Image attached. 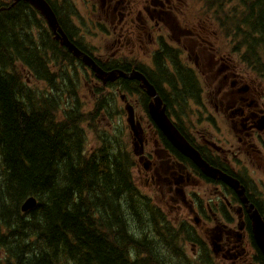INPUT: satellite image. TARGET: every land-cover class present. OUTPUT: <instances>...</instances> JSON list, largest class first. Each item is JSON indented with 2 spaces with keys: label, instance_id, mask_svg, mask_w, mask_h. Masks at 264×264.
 Returning <instances> with one entry per match:
<instances>
[{
  "label": "flooded vegetation",
  "instance_id": "af4514ba",
  "mask_svg": "<svg viewBox=\"0 0 264 264\" xmlns=\"http://www.w3.org/2000/svg\"><path fill=\"white\" fill-rule=\"evenodd\" d=\"M41 1L55 18L56 29L31 0H0V22L19 18L42 55L72 62L87 79L97 78V73L65 39L105 74L145 76L168 118L208 166H198L169 142L148 112L153 98L141 81L118 75L103 82L117 89L123 104L133 106L143 129L142 153L134 157L135 185L155 190L153 198L172 211L165 212L183 237H190L192 261L264 264L254 225V214L264 223V59L254 71L240 51L250 31L244 21L241 33L236 32L235 23L246 10L242 0H225L226 16L221 0L211 9L203 0ZM204 12L213 23L202 20ZM234 52L241 57L242 69L234 63ZM175 61L187 64L197 76L173 71ZM186 77L200 80L198 93L196 80L189 89ZM207 77L213 78L210 85ZM131 82L136 88L124 87ZM135 95L137 103L130 99ZM184 103L191 109H183ZM198 103L206 105L203 113L193 111ZM139 107L145 110L142 117ZM187 254L188 248L184 260H189Z\"/></svg>",
  "mask_w": 264,
  "mask_h": 264
},
{
  "label": "trees",
  "instance_id": "16d2710c",
  "mask_svg": "<svg viewBox=\"0 0 264 264\" xmlns=\"http://www.w3.org/2000/svg\"><path fill=\"white\" fill-rule=\"evenodd\" d=\"M203 2L211 9L216 0ZM242 2L236 32L244 21L250 31L240 51L258 71L264 0ZM203 19L214 21L205 12ZM21 26L19 18L0 22V264H186L178 245L190 237L135 185L134 157L122 142L99 131L97 120L111 103L84 111L80 83L69 87L65 77L72 62L48 60ZM175 62V71L192 78ZM185 79L187 88L195 86L196 79ZM37 80L49 89L32 88ZM124 87L136 88L133 82ZM85 124L99 142L90 153ZM30 197L37 206L24 212Z\"/></svg>",
  "mask_w": 264,
  "mask_h": 264
},
{
  "label": "rangeland",
  "instance_id": "374dc122",
  "mask_svg": "<svg viewBox=\"0 0 264 264\" xmlns=\"http://www.w3.org/2000/svg\"><path fill=\"white\" fill-rule=\"evenodd\" d=\"M227 13H228V9H227ZM228 42V39H227ZM226 48L225 50H229V44L226 43ZM236 53L234 52V55ZM234 63L235 65H237L238 69H242L243 67V63L241 61V57L240 55L235 56L234 59ZM184 67H187L188 65H184L182 64ZM171 68L173 71H175L176 69L180 68L179 65L177 64V62H173V64L171 65ZM53 72H56V68H53ZM53 72H51L52 74H54ZM163 72L165 74H168L167 71L163 70ZM173 74H175L174 72H172ZM197 76V74H194ZM66 79H67V85L70 87L71 83L74 82H78L81 85V91L79 92V98H80V102H82L83 104H81V107L84 111L89 112L91 110H93V108L100 102L103 101L104 103L110 102L111 104L109 106H107L106 111H104L100 117L97 120V123L99 125V131L100 133H102L104 136H106L107 138L110 139H117L120 142H122V144L125 146V148L132 154L133 156V147H132V140H131V135H130V130L128 129V125L126 122V114L124 112H122L120 109H124V105L120 98H119V94L117 93V89L115 92V89L113 88H104L102 87V85H97V84H93L90 85L89 84V80L86 78L84 73L81 72H76L75 69L71 66L66 74ZM248 77V75H247ZM203 79V90H204V94L202 97V102H205V96H206V84L204 82V78ZM31 80V78L29 79ZM206 83L208 85H210L213 82V78L211 77H207L205 78ZM248 80L250 81V78H248ZM57 83H59L58 79H56ZM198 83V89H201V82L198 79L197 80ZM30 86L32 88H38L39 91H46L49 89V87L47 86L46 82H40L37 80V82H31L30 81ZM131 101L133 103H137V100H139L140 98L135 95L134 97L130 98ZM114 105V106H113ZM110 106H113L112 109H110ZM183 109L188 110L191 109V107L188 106L187 103H184V105L182 106ZM206 108V105H204L203 103H198L196 106H192L193 111H195V113H200L199 111H201V113H203V110ZM120 110V111H119ZM119 111V114H118ZM137 113L139 115V117L144 116L145 110H143L142 107L137 108ZM118 114V115H117ZM196 119V118H195ZM197 121V120H195ZM85 132L87 135V145H86V152L90 153V150H93L95 147L99 146V142L97 141V133L89 128L88 124H85ZM135 162V160H133ZM133 173H136V169L134 168ZM136 179V178H135ZM140 191L149 199L152 200L154 204H157L158 206H160V208L165 212L167 211L169 215H171L172 211H170L167 206L165 209L163 206V203L160 199H154L156 198L155 196V190H150V189H143L141 187V185H138ZM154 197V198H153ZM166 213V212H165ZM167 215V213H166ZM179 244L178 246H184L183 241L185 239L180 238L179 239ZM188 247V257L189 260L186 259V264H202V261H197V262H193V258H192V252L189 249L190 244H189V240L186 242L185 244Z\"/></svg>",
  "mask_w": 264,
  "mask_h": 264
},
{
  "label": "water",
  "instance_id": "95a60500",
  "mask_svg": "<svg viewBox=\"0 0 264 264\" xmlns=\"http://www.w3.org/2000/svg\"><path fill=\"white\" fill-rule=\"evenodd\" d=\"M32 4L39 9L44 16L48 19L50 25L56 29L57 22L53 17L50 9L48 6L41 0H31ZM64 44L69 47V49L74 52L78 57L83 56L73 45H71L66 39ZM84 57V62L87 65H92L93 70L97 73V76L106 82V80L114 81L116 77L119 75L124 78L136 79L142 82V87L147 90V93L150 97L153 98V102L149 105V114L151 118L155 121L157 126L160 130L165 134L168 138L169 142L178 149L181 153L185 156L192 159L198 166L202 167L205 170H208V166L204 163L201 159L200 155L188 144L185 138L178 132L175 128L173 123L168 118L165 108L163 107L162 101L157 94L154 86H152L149 81L146 79L145 76L136 72L132 74H125L123 72H115L111 74H105L96 65L86 56ZM126 112H127V123L131 129V132L134 136L133 142V150L136 155H140L142 153L143 148V141H142V133L143 129L141 126L140 121L137 120L135 110L132 105H126ZM37 206V199L34 197H30L24 204H23V211L28 212L34 209ZM254 225H255V239L257 241L258 246L260 247L262 253L264 254V223L262 222L261 218L258 214H254Z\"/></svg>",
  "mask_w": 264,
  "mask_h": 264
},
{
  "label": "bare ground",
  "instance_id": "6f19581e",
  "mask_svg": "<svg viewBox=\"0 0 264 264\" xmlns=\"http://www.w3.org/2000/svg\"><path fill=\"white\" fill-rule=\"evenodd\" d=\"M93 61V60H92ZM127 168V167H126ZM135 241V240H134ZM135 244H136V241H135ZM134 246V245H133ZM136 246V245H135Z\"/></svg>",
  "mask_w": 264,
  "mask_h": 264
}]
</instances>
